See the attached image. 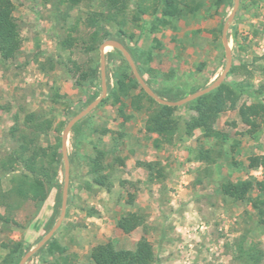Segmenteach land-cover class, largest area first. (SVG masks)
<instances>
[{"label": "rangeland", "instance_id": "rangeland-1", "mask_svg": "<svg viewBox=\"0 0 264 264\" xmlns=\"http://www.w3.org/2000/svg\"><path fill=\"white\" fill-rule=\"evenodd\" d=\"M198 1L204 7L195 17L176 20L159 31L152 32L150 23L145 29L129 24L127 36H122L114 25L107 26L113 37H120L130 48L144 82L168 101L181 100L206 88L226 66L222 31L235 0L219 8L213 0ZM13 2L21 48L12 61L4 62L0 57V148L4 152L13 145L10 129L16 116L23 121L26 114L35 112L52 120V130L42 143L59 147L58 184L63 193V132L75 116L102 95L101 63L97 78L81 88L70 71V61L85 68L98 61V52L87 53L82 40L94 31L85 25L86 18L99 8L89 2L73 7L68 0ZM129 13H133L132 8ZM144 20L149 22L151 18L145 16ZM75 25L78 30L72 32ZM69 34L78 43L66 50L60 41ZM228 36L232 68L236 71L229 73L225 82L248 81L253 85V95H243L237 109L221 114L214 124V129L227 135L228 140L207 139L200 129L187 136L184 125L194 112L186 104L173 107L181 129L172 144L160 149L153 143L157 136L145 129L155 107L140 84L123 99L126 120L120 115V105L113 104V96L130 84L122 74L137 79L124 55L106 48L108 102L79 121L68 136L70 202L53 237L68 248L69 264H93L90 252L99 244L134 250L142 237L154 248L155 261L151 264H246L237 258L241 241L246 247L255 244L264 250V226L259 224L251 204L234 201L221 191V185L230 181L252 176L263 179L262 170L251 171L248 165L250 157L264 155V125L251 131L239 108L264 103V0H240ZM96 147L107 152L109 190L95 184L89 172V160L95 156ZM204 150L212 152L213 161L197 159ZM146 162L159 163L164 177L151 182L142 165ZM2 184L7 189L8 178H2ZM56 194V189L51 190L43 204H23L14 216L19 226L4 222L6 211L0 206V261L6 253L2 243L21 242L25 256L51 231L62 207L61 200L54 218ZM129 194L134 195L133 205L127 203ZM134 212L145 218V227L120 230L117 223L121 217ZM93 213L95 216H91ZM51 220L53 226L47 231ZM47 259L40 249L26 264H46Z\"/></svg>", "mask_w": 264, "mask_h": 264}, {"label": "trees", "instance_id": "trees-1", "mask_svg": "<svg viewBox=\"0 0 264 264\" xmlns=\"http://www.w3.org/2000/svg\"><path fill=\"white\" fill-rule=\"evenodd\" d=\"M68 2L73 7L82 2H89L91 6L96 4L99 8V10H92L86 18L85 25L94 31L87 39L82 40L87 53L98 52V61L87 68L77 62L70 61L73 64V69L70 71L74 72L76 85L80 88L98 76L101 44L106 40L122 42L120 37L118 39L113 37L107 28L108 25H114L122 36H127L125 29L129 24L138 29H145L146 24L150 23V30L154 32L159 31L160 27L166 28L174 21L189 15L195 17L204 7L203 2L198 0H68ZM228 2L229 0H213V4L218 8L227 5ZM130 8L133 9L131 14L129 13ZM14 12L13 0H0V57L4 62L16 59L20 53L21 33ZM145 16H149L151 20L145 22ZM77 30V25L71 27L72 32ZM128 37L134 38L133 35ZM77 43L78 40L69 34L65 40L60 41V46L69 50ZM122 44L130 52V48L123 42ZM134 61L136 62L135 59ZM235 71L236 68L233 67L230 73ZM122 75L124 79L129 80L130 84L127 87H121L119 93L113 96V104L120 105V115L126 120L123 99L129 97L131 90L140 86L133 76H128L126 73ZM243 95L252 96L253 85L248 81L234 80L224 82L216 90L187 104L194 115L184 125L185 134L192 136L196 130L200 129L203 130L207 139L227 141V135L216 131L214 124L221 114L229 110H236ZM145 96L149 103L155 107L146 121L145 129L150 135L157 136L153 143L155 148L160 149L165 144H172L175 135L181 129L174 114L176 108L158 104L147 94ZM158 96L166 98L165 95L159 94ZM137 99L139 101L140 97ZM106 102H108V98L104 99L101 104ZM0 110H2L1 106ZM239 112L251 127V131L264 125L263 102H256L251 107L241 106ZM52 127V120L42 118L35 112L26 114L23 121L19 120V116H16L14 125L10 129L13 145L4 152L0 148V206L6 211L4 217L6 224L13 223L19 226L20 224L14 219L18 209L28 202L45 203L53 189L57 190L54 218L59 212L62 200L58 184L61 154L58 152V146L50 144L45 146L42 143V138L49 136ZM95 149V156L89 160V172L93 176L95 184L109 190L111 182L109 181L110 175L106 174V171L110 169L106 165L107 152L97 147ZM197 156V159L201 161L214 160L210 150L200 151ZM117 160L122 163L120 159ZM142 165L148 171L151 182L164 177V170L159 163L146 162ZM248 167L251 171L262 170L263 179L259 180L252 176L246 180L230 181L221 185V191L234 201L251 204L259 224L264 226V155L250 157ZM2 178H8L9 187L7 189L3 188ZM134 202V195L129 194L127 203L133 205ZM91 216H95V214L93 213ZM53 223L54 221L51 220L47 231L51 229ZM117 227L125 232L134 231L145 227V218L136 212L128 213L121 217ZM1 248L6 253L0 264H19L24 256V246L21 242L2 243ZM237 250V258L240 261L246 264H264V250L259 249L255 244L246 247L244 241H241L237 244ZM41 251H45L49 258L45 261L46 264H69L68 248L62 246L54 237L41 248ZM90 260L93 264H151L155 261V253L150 241L146 237H142L134 250L117 249L112 243L99 244L92 248Z\"/></svg>", "mask_w": 264, "mask_h": 264}, {"label": "water", "instance_id": "water-1", "mask_svg": "<svg viewBox=\"0 0 264 264\" xmlns=\"http://www.w3.org/2000/svg\"><path fill=\"white\" fill-rule=\"evenodd\" d=\"M240 6V0H235L234 4V9L232 13L230 14L227 22L224 25L223 31H222V41H223V46L225 49V56H226V66L223 71V73L214 81L212 82L209 86L206 88L197 91L181 100L178 101H168L165 100L161 97H159L143 80L141 75L139 74L138 68L136 66L135 61L133 60L130 52L125 48V46L117 41V40H106L104 41L101 46H100V58H101V78H102V95L96 99L94 102H92L83 112L79 113L77 116H75L66 126L64 132H63V140H62V150H63V158L65 162V184H64V189L62 193V207H61V213L60 217L55 224V226L49 231L46 236L41 240V242L34 248L33 250L29 251L19 262V264H26L28 260L36 254L41 248H43L54 236V234L59 230L66 212H67V206H68V188H69V160L67 156V142H68V136L72 130V128L83 118H85L90 112H92L97 106H99L102 101L107 97L108 95V86H107V80H106V55H105V50L106 48L110 47L112 49L120 51L127 62L129 63L135 78L141 85V87L144 89V91L152 98L154 99L157 103L164 105V106H169V107H180L183 105H186L206 94H209L210 92L216 90L219 88L226 80L228 77L230 70L232 68V63H233V58H232V51L230 48V42H229V29L230 25L232 24L236 13L239 9Z\"/></svg>", "mask_w": 264, "mask_h": 264}, {"label": "bare ground", "instance_id": "bare-ground-1", "mask_svg": "<svg viewBox=\"0 0 264 264\" xmlns=\"http://www.w3.org/2000/svg\"><path fill=\"white\" fill-rule=\"evenodd\" d=\"M107 52V51H106Z\"/></svg>", "mask_w": 264, "mask_h": 264}]
</instances>
